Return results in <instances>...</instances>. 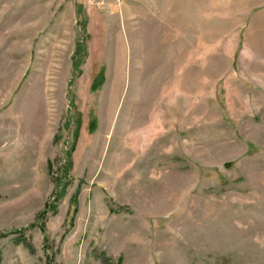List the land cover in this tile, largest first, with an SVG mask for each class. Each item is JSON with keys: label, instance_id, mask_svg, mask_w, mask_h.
<instances>
[{"label": "rangeland", "instance_id": "1", "mask_svg": "<svg viewBox=\"0 0 264 264\" xmlns=\"http://www.w3.org/2000/svg\"><path fill=\"white\" fill-rule=\"evenodd\" d=\"M0 264H264V0H0Z\"/></svg>", "mask_w": 264, "mask_h": 264}]
</instances>
